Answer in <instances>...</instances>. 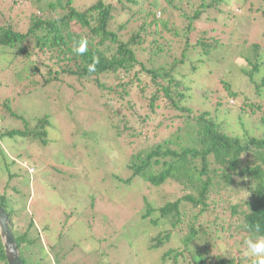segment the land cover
I'll return each mask as SVG.
<instances>
[{
    "label": "rangeland",
    "instance_id": "obj_1",
    "mask_svg": "<svg viewBox=\"0 0 264 264\" xmlns=\"http://www.w3.org/2000/svg\"><path fill=\"white\" fill-rule=\"evenodd\" d=\"M97 1L74 0L73 7L83 12ZM110 1L117 10L110 28L123 41H129L134 32L140 30L139 26L147 21L137 20V15H145L139 12V8L148 10L153 0H136L137 3L130 0ZM255 2L252 10L248 4L244 9L239 7L243 0H238L233 8L210 10L201 17L199 23H195V31L186 35V17L193 16L201 2L180 0L175 3L178 9L170 8L168 12L159 10L156 13V19L170 20L168 28L149 26L147 24L152 18L148 19L147 31L160 32L161 37L146 34L148 44L144 46L145 49L152 48L149 55L156 52L157 48L171 54V60L168 61L170 67L176 61L186 59V64L176 65L173 74L177 82L181 83L179 89L187 90L189 100H185L186 108H192L196 115L208 112L211 119L222 125L225 133L236 134L243 142L248 137L260 138L264 135V99L254 95L253 86H249L243 73V70L251 69L247 57H251L252 45L259 44L261 51H264V7L261 11L257 10L264 2ZM35 3L36 0H0V26L13 24L14 30L25 33L30 28L31 17H43ZM123 26L126 28L121 29ZM72 34L76 38L85 36L78 27L72 29ZM187 36L191 47L184 57ZM156 38L160 41L153 44ZM201 41L213 42L214 47L208 55H204ZM35 43L33 38L25 44L31 53L27 59L17 49L5 50L0 47V135L12 129L39 133L44 126L50 130L47 144L34 138L31 144L20 137L0 139V197L7 194L9 206L18 218L15 222L17 233H27L30 242L38 240L35 244L24 246L25 257L31 264H40L38 262L46 255L43 254L45 249L58 244L63 234L62 244L49 251L51 263L46 259V264H172V261L162 260L163 256L170 250L184 249L181 243L184 235H174L159 250L151 249L153 239L160 230H170L171 227L152 229L150 219L144 218L142 200L148 197L158 208V198L160 204L168 200L174 202L182 196L181 189L171 180L158 196V190L136 180L137 185L131 190L127 191L122 186L123 190L118 191L115 180L118 175L127 179L132 174L128 165L134 156L143 150L151 151V145L146 147L143 140L128 136L129 128L142 130L145 126L143 130L146 136L150 132L161 137L155 132L157 130L164 134L158 140H166L183 126L182 120L178 119L179 113L162 99L163 92L152 84V79H148V82L145 78L142 80L144 84L148 83L145 88L132 87L124 101H118V97L116 102L109 104L102 102L100 91L92 80L62 77L61 82L45 86L48 71L51 67L57 68L56 56L59 53L41 50V46L37 47ZM202 55L204 63H200ZM158 56L159 53L155 54L156 58ZM140 61L150 68L154 66L149 56H141ZM195 65L199 68L197 71L193 70ZM141 69L139 64L132 74ZM33 82L41 88L36 90ZM225 84L230 85L232 92L239 93L240 98H230ZM95 91L97 93L92 94ZM156 96L159 99L153 110L150 104ZM258 105L261 109L257 110ZM10 109L19 118L11 116ZM45 117L49 118L48 123H41L40 120ZM162 121L163 125L158 128ZM64 129L67 133L61 137ZM57 137H60L59 140ZM25 159L36 165L39 178L33 176L30 184L27 182L28 186L22 183L23 194L20 197L13 187L20 190L19 181L27 178V172L19 165ZM14 162L16 164H12ZM7 166H12L13 173L25 174L24 178H14L10 183L12 186L8 185L9 189ZM239 182L240 179L236 178L234 186H239L234 188L233 198L225 202L220 199L217 201L220 207L217 215L224 214L223 208L229 205L240 206L239 212L245 209L242 200L246 196L236 191L237 188L241 190V184L243 186L247 180L241 184ZM22 195L26 198H22ZM131 197L138 200L135 206ZM92 204L95 206L91 207ZM210 216H205L203 220L212 222L216 215ZM65 222L68 225L60 233ZM45 224L50 228L46 232ZM225 224L227 228L232 225V232L241 226L238 220L233 219ZM133 227L138 231L131 229ZM214 231L212 227L206 239L217 245ZM221 232L218 234L221 236L219 248L214 250L213 255L219 252L228 258L232 250L237 253L240 249L235 247V243L238 240L241 242L243 236L236 233L235 238H231L228 229ZM126 236L133 238L131 245ZM241 248L246 250V246ZM246 258L247 264H253L256 259ZM178 264H194L191 254L184 252Z\"/></svg>",
    "mask_w": 264,
    "mask_h": 264
},
{
    "label": "trees",
    "instance_id": "obj_2",
    "mask_svg": "<svg viewBox=\"0 0 264 264\" xmlns=\"http://www.w3.org/2000/svg\"><path fill=\"white\" fill-rule=\"evenodd\" d=\"M130 1L137 3L136 0ZM178 1L180 0H153L148 10L140 7L139 12L145 15H137V20L148 21L149 18H152V20L148 24L147 21L141 24L139 26L140 30L134 32L129 41H123L122 37L110 28L115 12H117L110 0H98L94 6L83 12L73 7L74 0H36V8L43 17L38 18L36 15V17H31L30 28L25 33L14 30L13 24L5 23L1 25L0 47L5 50L17 49L18 53L27 59L31 56V53L28 52L25 44L34 38L36 41L35 46H41V50L45 49L47 52L59 53L56 56L57 68L51 67L48 71L45 86L61 82L62 77L76 78L80 81L92 80L95 83H93L94 86L100 91L101 100L104 104L114 103L118 97L120 98L118 101H124L125 95L132 87L145 88L148 83L144 84L142 80L145 78L144 80L148 82V79H152V84L159 88L160 92H163L162 99L168 101L173 110L179 113L178 119L182 120L183 126L166 140L165 138L158 140L164 134L158 133L157 130L155 132L161 134V137L150 132L149 136H146L143 130L145 126L142 130L129 128L128 136L143 140L146 147L151 145V151L143 150L132 158L131 164L128 165V170L132 174L127 179H123L121 175L116 176L115 181L118 191L123 190L122 186L127 188V191L131 190L132 187L134 188L137 185L136 180L146 182L152 189L158 190V196L171 180L176 182L175 184L181 189L182 196L174 202L168 200L165 204H160L158 198V208H155L156 206L150 202L148 197H144L142 200L144 203L142 207L143 213H145L144 218L150 219L152 229L171 227L170 230L166 231L159 229L161 232L153 239L154 244L151 249H161L165 242H169L176 234L184 235L181 241L184 249L170 250L163 256L162 260L178 264L183 253L189 252L194 264H247L248 259L244 256L246 250L241 247L246 246L245 241L249 238H264V135L260 138L248 137L249 139H246V136V141L243 142L236 134L225 133L222 130V125L211 119L208 112L196 115L192 108H186L185 100H189L186 94L187 90L184 88L179 89V87H182L181 83H178L173 75L177 69L176 65L186 64V59L176 61L170 67L168 61L171 60V54L157 48L156 52L149 55L152 48H144L148 44L146 34L161 37L160 32H148L146 24L156 28H168L170 20H158L156 19V13L159 10L168 12L170 8L172 10L178 9L175 5ZM200 2L201 4H199L193 16L186 17L188 22L185 29L186 35L195 31L193 29L196 26L195 23H199L205 13L223 7L233 8L238 0H200ZM247 4L249 9L252 10L256 2L255 0H249L248 3V0H243L239 7L244 9ZM262 7H264V4L257 10L261 11ZM262 13L264 15V10ZM74 27H78L85 36L76 38L72 34ZM125 28L123 26L121 29ZM85 40L87 41V51L82 55L76 54L75 48L78 47L81 41ZM188 40L189 36H187V48L183 53L184 57H186L187 49L191 47ZM159 41V38H156L152 43L158 44ZM216 43L218 42L216 41ZM200 45L203 48L204 55H208L211 48L214 47L213 42L210 44L201 41ZM261 49L259 44L252 45L251 57H247L251 69L249 71L243 70V73L249 82V86H253L254 95L264 99V51H261ZM157 53H159V58L155 57ZM144 55L149 56L150 63L154 65L152 68L140 61V57ZM204 55H202L200 63L205 62ZM154 61L156 64H154ZM90 64H95L94 72L88 71V65ZM139 64L142 69L132 74V71ZM197 69L199 68L196 65L193 66V70L197 71ZM33 84L35 86L36 82H33ZM225 85L230 98L235 99L239 96V93L231 91L229 84ZM39 88L41 87L35 86L36 90ZM94 93L97 92H92V94ZM158 99L159 96H156L150 104L153 110H155V102ZM226 105H229L228 102H226ZM256 109H261V106L258 105ZM10 113L11 116L19 118L12 109H10ZM20 119L24 120L23 117H20ZM47 120L49 118L45 117L40 122L48 123ZM163 123L162 121L158 128ZM146 126L148 125L146 124ZM49 131L44 126L42 132L39 133L12 129L5 134H1L0 139L20 137L26 139L28 144L34 142L31 139H40L38 142L47 144ZM61 133V137H64L63 134L67 133V130L64 129ZM59 138L57 137L58 140ZM64 144L66 145L65 142ZM23 161L21 162L23 165L27 164L33 169L37 168L29 160L25 159ZM12 164H16V162ZM11 167H6V172L10 176L7 183L8 189V185H11L10 183L14 178L18 176L24 178L23 175H25H21V172L13 173ZM26 172L27 178L19 181L20 190L13 187V190L20 194V197L23 194V191H21L22 183L28 186L33 180V176L29 175L28 170ZM36 175L39 178V174L36 173ZM236 178L240 179L241 182L247 180V183L243 186L239 182L241 184L240 188L243 190L237 188L238 191H236L237 194L246 196V199L242 200L245 209L239 212L240 206L229 205L228 208H223L222 212L224 214L219 213L217 215L216 213L220 210L217 201L219 199L221 201L229 200L235 194L234 188L239 186V184L234 186ZM245 188L247 190H244ZM22 198H26V196L22 195ZM130 199L135 201L133 203L135 206L138 200L133 197ZM0 206L9 215L10 227L16 237L24 264H31L30 260L25 257L26 249L24 246L35 244L38 240L35 239L34 242H30L27 233L23 235L17 233L15 222L18 218L14 215L13 208L9 206L7 194L0 197ZM93 206L95 204L91 205V207ZM25 209L26 207H24ZM229 212L230 214H228ZM207 215H211L210 217L216 216L212 222H208L203 220ZM231 219L233 221L238 220L241 224V226L234 229L235 232L231 230L232 225L227 228L225 224ZM140 220L141 222L144 221ZM66 224V222L62 224V232L60 233H63L68 225ZM150 224L148 223V225ZM212 227L215 228L217 245L206 239ZM49 229L48 225L45 224V232ZM131 229L138 231L134 227ZM224 229H228L231 238H235L236 233L243 236L241 242L238 240L235 243V247L240 249L237 250V253L232 250L231 256L228 258L224 254L220 255L219 252L217 253L219 255H213L214 250L219 248L218 242L221 236H218V234L221 231L223 232ZM62 236L64 235L61 234L58 244H52L45 249L43 254L46 255L42 256L41 261L38 263H45L46 259H49L48 261L51 263L49 251H53L57 245L62 244ZM126 237L131 245L133 238L131 236ZM53 256L55 257L56 254L53 253ZM0 264H8L1 236Z\"/></svg>",
    "mask_w": 264,
    "mask_h": 264
},
{
    "label": "water",
    "instance_id": "obj_3",
    "mask_svg": "<svg viewBox=\"0 0 264 264\" xmlns=\"http://www.w3.org/2000/svg\"><path fill=\"white\" fill-rule=\"evenodd\" d=\"M0 236L4 245L8 264H24L16 237L10 227L9 216L0 206Z\"/></svg>",
    "mask_w": 264,
    "mask_h": 264
},
{
    "label": "clouds",
    "instance_id": "obj_4",
    "mask_svg": "<svg viewBox=\"0 0 264 264\" xmlns=\"http://www.w3.org/2000/svg\"><path fill=\"white\" fill-rule=\"evenodd\" d=\"M87 51V41H81L78 47L75 48V52L78 55H82ZM88 71H95V64L88 65ZM25 171L28 170L29 175L35 176L37 169L30 168L28 165L19 164ZM31 170H33L31 172ZM31 172V173H30ZM38 173V172H37ZM49 189V188H48ZM2 207V206H1ZM8 214V213H7ZM9 216V215H8ZM246 251L245 255L249 257H255L253 264H264V238L252 240L251 238L245 241ZM20 250V249H19Z\"/></svg>",
    "mask_w": 264,
    "mask_h": 264
},
{
    "label": "built area",
    "instance_id": "obj_5",
    "mask_svg": "<svg viewBox=\"0 0 264 264\" xmlns=\"http://www.w3.org/2000/svg\"><path fill=\"white\" fill-rule=\"evenodd\" d=\"M25 165H27V164H25ZM31 171H33V170H31Z\"/></svg>",
    "mask_w": 264,
    "mask_h": 264
}]
</instances>
